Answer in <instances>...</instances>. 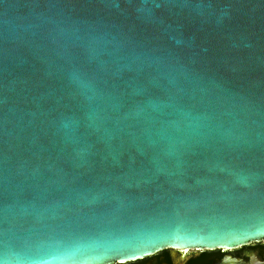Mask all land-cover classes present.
<instances>
[{
	"label": "water",
	"instance_id": "95a60500",
	"mask_svg": "<svg viewBox=\"0 0 264 264\" xmlns=\"http://www.w3.org/2000/svg\"><path fill=\"white\" fill-rule=\"evenodd\" d=\"M261 241L264 0H0V264Z\"/></svg>",
	"mask_w": 264,
	"mask_h": 264
},
{
	"label": "flooded vegetation",
	"instance_id": "af4514ba",
	"mask_svg": "<svg viewBox=\"0 0 264 264\" xmlns=\"http://www.w3.org/2000/svg\"><path fill=\"white\" fill-rule=\"evenodd\" d=\"M227 260L264 264V241L232 249H164L133 262L115 264H224Z\"/></svg>",
	"mask_w": 264,
	"mask_h": 264
}]
</instances>
